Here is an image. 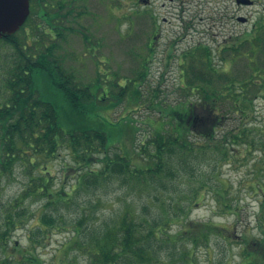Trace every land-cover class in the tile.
<instances>
[{"label":"rangeland","instance_id":"rangeland-1","mask_svg":"<svg viewBox=\"0 0 264 264\" xmlns=\"http://www.w3.org/2000/svg\"><path fill=\"white\" fill-rule=\"evenodd\" d=\"M69 1V6L61 13L67 12V19L64 23L60 21L57 33L40 36L41 33L35 27H30V30L26 26L16 33L17 39L33 53L53 43L58 63L67 75L73 76L75 84L94 85L100 79L102 93L107 92L103 99L104 105L115 100L112 97L117 91L114 86L117 84L122 87L126 79L142 77L141 91L146 97L151 95V90L157 89L161 93V101L172 105L183 100L179 89L187 80L188 76L183 79L182 75L184 70H191L190 65L195 77L203 80L195 85L218 91L224 90L229 82L243 85L246 80L257 81L253 75L258 71V64L264 68V0H253L255 3L250 7L237 6L235 0ZM225 1L234 14V20L227 26L228 30L221 28L218 22ZM49 2L54 4L55 0ZM238 16L248 21L237 22ZM257 24L262 26L252 34V39L241 42L239 37L254 30ZM228 35L231 37L229 40ZM198 45L201 47L194 50ZM5 49L0 46L3 53ZM191 52L198 60L192 62L193 59H189L182 66L185 57ZM260 74L264 77V73ZM251 97L252 104L247 109L249 113L242 114L232 108L227 113L220 106L216 111H209L199 106L198 99L201 97L188 96L196 118L192 122V129L197 135L196 138L190 137V141L201 145L206 143L208 148L203 157L197 155L196 164L201 172L195 171L194 181L187 184L184 178L181 182L174 180L172 184L177 185L179 197L169 194L165 201L169 203L173 200L185 208L189 204L191 220L213 223L219 227L218 233L208 234L195 245L192 256L195 264H241L244 262L243 249L253 250L256 247L253 241L263 238L264 195L257 188V181L264 184V153L257 149L264 143L260 133L261 130L264 132V92L258 93L254 99ZM144 104L149 102L144 101ZM223 105L224 108L228 106L226 102ZM145 107L129 106L124 100L111 113H106V117L113 121L122 115L127 121H135L137 131L128 132L125 138V145L130 152L137 149L138 153L141 144L151 136L149 124H153L152 120L158 117L156 111ZM147 117L150 119L148 122L145 120ZM245 129L249 137L242 134ZM112 131L118 133L116 125ZM213 132L214 141L204 138H209ZM234 134L239 137L233 138ZM251 142L253 148L246 145ZM221 145L227 147L225 158L212 149ZM202 158L204 160L200 162ZM64 163L69 164V158L62 150L50 169L52 186L53 189L63 186L62 189L69 193L74 177L70 172L60 184ZM22 170L17 167L9 180H0L2 204L21 193L28 181ZM128 183L132 182L118 179L105 190L88 194L79 191L72 194L67 206L58 205L56 211L47 210L54 216L65 215L66 223L75 216L88 213L85 219L88 232L85 234L86 239L79 237L70 248L67 244L74 235L71 226L61 224L41 230L35 238L40 242L33 251L36 257L44 264H58L59 261L62 264H93L89 244L100 238L99 233L105 231L106 224H115L122 208L139 203V198H136L138 187L135 185L132 189L133 186ZM201 184L204 188L199 195L194 197L190 194L188 199L185 198L188 190L194 187L198 189ZM35 200L27 197L23 200V206L34 216H39L44 202ZM141 200L144 201V196H141ZM221 201L234 210L227 209ZM33 219L28 218L25 227L15 230L9 237L10 244L16 249L7 251L8 254L19 258L20 254L32 250L29 230L35 225ZM35 240L33 237L34 244ZM248 241V247H244Z\"/></svg>","mask_w":264,"mask_h":264},{"label":"trees","instance_id":"trees-1","mask_svg":"<svg viewBox=\"0 0 264 264\" xmlns=\"http://www.w3.org/2000/svg\"><path fill=\"white\" fill-rule=\"evenodd\" d=\"M29 2L30 14L19 31L28 26L30 30L35 27L40 36L57 33L60 21L64 23L67 19V12L61 13L70 1L55 0L54 4L49 0ZM0 46L7 48L5 53L0 50V180H9L17 167L22 168L28 177L17 197L4 204L0 202V264H44L33 252L40 244L35 238L41 230L57 225L67 224L73 229L74 235L67 244L70 248L79 237L86 239L88 213L75 216L66 223L65 215L54 216L47 210L56 211L58 205L67 206L73 193L105 190L118 179L132 182L128 183L132 189L135 185L138 187L136 198L139 203L122 208L115 224H106L105 231L99 233L100 238L89 244L93 264H195L192 260L195 245L208 234L218 233L219 227L191 220L189 204L185 208L173 200L165 201L169 194L177 196V185L172 184L174 180L181 182L184 178L187 184L194 181L195 171L201 172L196 164L197 155L203 157L208 148L206 143L201 145L190 141V137L196 138L197 135L192 129L196 118L188 96L201 97L199 106L209 111H216L220 106L227 113L232 108L236 113L248 114L251 96L254 99L258 93L264 92V77L260 74L264 73V68L258 64V71L253 75L257 80L254 83L249 80L243 85L229 82L224 90L218 91L195 85L203 80L195 77L190 65L191 70H184L182 75L183 79L188 76L187 80L179 89L183 100L172 105L161 101L157 89L151 90V95L146 97L141 91L142 77L126 79L122 87L114 86L117 89L112 96L115 100L104 105L107 92L102 93L100 79L94 85L75 84L73 76L67 75L58 63L53 43L33 53L18 41L15 33L0 38ZM198 47L201 46L194 50ZM195 57L191 52L182 66L189 59H193L192 62L198 60ZM124 100L129 106L140 108L145 105L147 110L158 114L157 119L152 120L153 124H149L151 136L141 144L138 153L137 149L130 152L125 145L128 132L137 131L135 121L129 122L123 115L116 121L106 117V113H111ZM225 102L228 104L226 108L223 107ZM114 125L117 134L112 131ZM249 130L255 132L256 129ZM260 133L264 138L263 130ZM242 134L250 136L247 129ZM239 135L234 134L233 138L237 139ZM214 136L213 132L209 138H204L214 141ZM246 145L253 148L252 142ZM212 149L221 158L226 157V146ZM62 150L67 153L69 164H63L60 184L70 172L74 177L69 193L62 189L63 186L59 189L52 186L50 169ZM257 150L264 153V143ZM203 186L191 188L185 198L188 199L190 194L196 197ZM257 188L264 195V184L257 181ZM27 197L44 202L39 216H34L23 206ZM220 203L234 210L224 201ZM30 217L35 218V225L29 230L32 250L20 254L19 258L8 254L7 251L16 249L10 244L9 237L15 230L24 228ZM262 236L253 241L256 246L253 250L243 249L244 262L241 264H264ZM33 237L36 244L32 242ZM248 243L244 247H248ZM58 264H62L61 261Z\"/></svg>","mask_w":264,"mask_h":264},{"label":"water","instance_id":"water-1","mask_svg":"<svg viewBox=\"0 0 264 264\" xmlns=\"http://www.w3.org/2000/svg\"><path fill=\"white\" fill-rule=\"evenodd\" d=\"M237 3L250 4V1L237 0ZM28 14V0H0V38L14 34L25 22Z\"/></svg>","mask_w":264,"mask_h":264},{"label":"flooded vegetation","instance_id":"flooded-vegetation-1","mask_svg":"<svg viewBox=\"0 0 264 264\" xmlns=\"http://www.w3.org/2000/svg\"><path fill=\"white\" fill-rule=\"evenodd\" d=\"M225 5L221 8V18H220V27L225 28L228 30V25L234 20V14L233 11L230 8V5L227 1L224 3ZM231 37L230 35L227 36V39L229 40Z\"/></svg>","mask_w":264,"mask_h":264}]
</instances>
